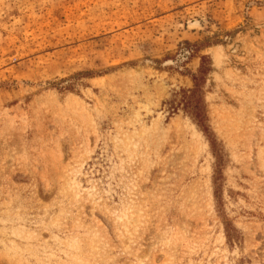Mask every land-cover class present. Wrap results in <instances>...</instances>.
Returning <instances> with one entry per match:
<instances>
[{"label":"rangeland","instance_id":"374dc122","mask_svg":"<svg viewBox=\"0 0 264 264\" xmlns=\"http://www.w3.org/2000/svg\"><path fill=\"white\" fill-rule=\"evenodd\" d=\"M0 264H264V0H0Z\"/></svg>","mask_w":264,"mask_h":264},{"label":"trees","instance_id":"16d2710c","mask_svg":"<svg viewBox=\"0 0 264 264\" xmlns=\"http://www.w3.org/2000/svg\"><path fill=\"white\" fill-rule=\"evenodd\" d=\"M204 67H205V65H203V70H201V73L204 72ZM198 80H200V79L197 78V81H198ZM192 93L197 94V90L194 89ZM195 94H194V95H195ZM185 98H186V100H187V101H186L187 103L194 104V108H197V109H198V104H197L198 101L196 100V98H193V95H192V96H189V97H185ZM192 98H193V103H192ZM197 116H198V117H197L198 120L202 122V120H203V116L199 113V111H198Z\"/></svg>","mask_w":264,"mask_h":264},{"label":"bare ground","instance_id":"6f19581e","mask_svg":"<svg viewBox=\"0 0 264 264\" xmlns=\"http://www.w3.org/2000/svg\"><path fill=\"white\" fill-rule=\"evenodd\" d=\"M196 131V130H195ZM198 134V133H197Z\"/></svg>","mask_w":264,"mask_h":264}]
</instances>
